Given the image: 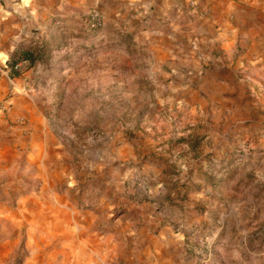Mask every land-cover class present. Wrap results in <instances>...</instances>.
Instances as JSON below:
<instances>
[{"label":"rangeland","instance_id":"rangeland-1","mask_svg":"<svg viewBox=\"0 0 264 264\" xmlns=\"http://www.w3.org/2000/svg\"><path fill=\"white\" fill-rule=\"evenodd\" d=\"M83 6L16 69L29 106L0 126V264H146L138 254L169 220L185 236L182 264H264V0ZM172 34L201 61L208 51L200 73L226 54L219 46L248 59V97L233 100L235 131L219 147L171 120L167 146L148 141L150 106L166 95L149 43Z\"/></svg>","mask_w":264,"mask_h":264},{"label":"crops","instance_id":"crops-1","mask_svg":"<svg viewBox=\"0 0 264 264\" xmlns=\"http://www.w3.org/2000/svg\"><path fill=\"white\" fill-rule=\"evenodd\" d=\"M97 1L0 0V49L4 55L3 61L0 62L2 72L0 75V99L7 97V100L5 99L7 102L9 101L7 104H11L7 116L1 117L2 110H0V126L12 122L16 116L25 113L29 106L27 103L29 94L24 92V88L21 87L24 76L16 77L7 73L10 71L9 68L6 69L8 55L18 44H27L42 37L45 30H48L55 20L76 18L81 13L85 2L92 4ZM128 1L130 4L136 5L146 0ZM174 36L172 34L169 39L164 38L162 41L154 40L153 43H149L148 50L151 55L148 58L157 68L155 77L162 86L158 90L161 94L166 93V95L162 97L158 94L155 109L151 110L150 106V115L153 116V121L148 124L150 127V132L146 135L148 141L153 148L167 146V142L161 139V133L169 132L172 121L174 124H178L176 126L178 128L182 127L183 123L192 125L185 129L187 134L191 132L203 133L205 135L203 140L207 144L212 141V147H219L221 144L217 143L221 141L220 134L224 138L227 132L235 131L230 128L231 124L225 122L232 113L233 100L248 97V59L244 58L246 55H242V57L232 60L229 53L233 52V48L227 45L219 46L220 49H223L222 53L226 54H221L223 55L222 59L209 64L210 71H206L208 68H205L203 69L205 71L200 73L197 69L207 64L206 53L208 51L199 48L201 58L204 57V60L201 61L199 56L195 58L194 53L187 48L188 43H183L182 39L177 41ZM193 41L194 39L191 42ZM21 65L22 63H19L16 69H19ZM223 108L229 110L223 111ZM182 113L188 114L187 122L181 118ZM200 116H203L202 122H210L206 127L198 126L200 122L198 117ZM188 136L191 137V140L194 138L192 134ZM132 146L133 144H128V147L133 149ZM167 153L164 149L157 155H167ZM170 221L173 220L164 224L152 238L156 245L148 248V254L147 251V255L138 254L139 257H143L144 263H183L185 236L179 232H173ZM176 222L179 223L178 220ZM102 239L106 240L105 237ZM100 249L102 251L103 247L100 246ZM101 258L103 259L102 256Z\"/></svg>","mask_w":264,"mask_h":264},{"label":"trees","instance_id":"trees-1","mask_svg":"<svg viewBox=\"0 0 264 264\" xmlns=\"http://www.w3.org/2000/svg\"><path fill=\"white\" fill-rule=\"evenodd\" d=\"M42 49L43 46L35 41H31L27 44H18L6 59V65L10 69V73L12 75L16 74V68L19 63L29 62L34 64L36 61H39L43 54Z\"/></svg>","mask_w":264,"mask_h":264},{"label":"built area","instance_id":"built-area-1","mask_svg":"<svg viewBox=\"0 0 264 264\" xmlns=\"http://www.w3.org/2000/svg\"><path fill=\"white\" fill-rule=\"evenodd\" d=\"M87 20H88V23L90 24L91 27L93 28H97V27H100L102 24H103V20H102V16L101 14L96 11V10H93L91 11L88 16H87ZM2 50L0 49V62H2ZM6 105L3 104V103H0V109H6Z\"/></svg>","mask_w":264,"mask_h":264}]
</instances>
